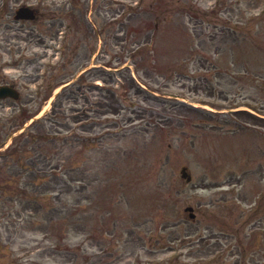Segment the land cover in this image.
Here are the masks:
<instances>
[{
    "label": "rangeland",
    "instance_id": "1",
    "mask_svg": "<svg viewBox=\"0 0 264 264\" xmlns=\"http://www.w3.org/2000/svg\"><path fill=\"white\" fill-rule=\"evenodd\" d=\"M37 4L60 47L0 105V264H264V0ZM21 108L56 140H13Z\"/></svg>",
    "mask_w": 264,
    "mask_h": 264
},
{
    "label": "flooded vegetation",
    "instance_id": "2",
    "mask_svg": "<svg viewBox=\"0 0 264 264\" xmlns=\"http://www.w3.org/2000/svg\"><path fill=\"white\" fill-rule=\"evenodd\" d=\"M14 0H0V19L4 22L0 24V85H7L13 88L10 90L12 93H16L17 97H5L0 98V105L6 103L23 102L30 103L31 101H37V93L41 95L40 91H31L29 85L36 82L37 87H41L44 81V69L48 61L51 59L50 52L53 46L51 43H55V32H49V35H45V31L41 27L45 13L41 10L40 5L37 4V0H16V9L22 5H28L33 9L35 18L33 20H17L14 17L15 10L13 8ZM14 10V11H13ZM11 17L13 21L33 22V26L22 27L20 30H12L7 27L5 18ZM55 15H51L49 18V24H55ZM37 23V24H36ZM51 29V27L49 28ZM47 40L49 43H47ZM49 65V64H48ZM8 72H18L13 75H8ZM35 88V87H34ZM17 91H16V90Z\"/></svg>",
    "mask_w": 264,
    "mask_h": 264
},
{
    "label": "trees",
    "instance_id": "3",
    "mask_svg": "<svg viewBox=\"0 0 264 264\" xmlns=\"http://www.w3.org/2000/svg\"><path fill=\"white\" fill-rule=\"evenodd\" d=\"M29 137H30V140H34L35 138L37 137H41L40 135L38 134H33V133H29ZM13 155V154H12ZM26 184H29V183H26ZM24 190H26V185H23L22 187H19V189L16 191L19 193V195H23L24 193Z\"/></svg>",
    "mask_w": 264,
    "mask_h": 264
},
{
    "label": "water",
    "instance_id": "4",
    "mask_svg": "<svg viewBox=\"0 0 264 264\" xmlns=\"http://www.w3.org/2000/svg\"><path fill=\"white\" fill-rule=\"evenodd\" d=\"M3 89V88H0V90ZM181 173H182V177H185L187 181H189L191 179L190 175H188L186 172H185V168H182L181 169ZM187 210H191V207H188ZM190 216L193 217V214L191 213Z\"/></svg>",
    "mask_w": 264,
    "mask_h": 264
}]
</instances>
